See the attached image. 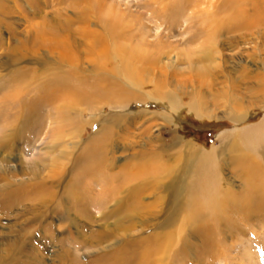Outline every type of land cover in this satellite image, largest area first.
<instances>
[{
    "label": "bare ground",
    "instance_id": "obj_1",
    "mask_svg": "<svg viewBox=\"0 0 264 264\" xmlns=\"http://www.w3.org/2000/svg\"><path fill=\"white\" fill-rule=\"evenodd\" d=\"M5 1L10 4L7 5ZM155 1L159 3V7L153 13V18L157 22L169 20L170 23L176 19L178 14H185L191 9L188 25L183 31L188 33L193 29L196 30L194 33L192 32L193 35L187 42L195 41L200 37L215 40L228 34L233 37V41L229 40L228 37L229 41L225 43L232 46L234 50V48H241V45L246 43L257 44L256 39L264 32L263 0H202L199 1L200 3H195L193 0H177L172 3V6L164 4L163 0ZM15 3V0H0V32L4 27L9 31L7 41L0 33L2 58L4 53L9 52L6 53L8 56L0 63L15 62L18 64L19 74L12 79V83L15 80V83L22 85L14 97L4 99L3 95L0 96V135H3V137L0 136V214L12 213L20 218L27 215V220L32 224L34 223L35 232L39 231L41 239L50 244L55 240L52 231L56 226L46 221L49 219L51 221L55 214H69L71 212L68 210V206L66 208L65 205L64 199L67 194L69 200L71 198V201H73L71 203L73 207L78 208L81 218L90 221L92 219L96 221L103 219L92 213H90L92 215L89 218L90 206H94L104 218L114 214L125 215L123 217L124 221L117 223L118 230L116 236L114 235V242L119 239L126 240L128 237L131 240L135 239L134 234L130 235L129 233L143 231L147 222L142 217H150V220H155L153 225L159 230L158 234H154L153 240L131 242V245L126 248L116 250L111 258L102 259L101 264H166L167 257L175 255V251L176 254H179L181 247L191 248L190 238L195 239L198 233L199 235L202 233L209 235V237H203L202 244H214L212 234L216 233V229H219L220 233H226L225 230H222V225L226 222V217L230 215L229 212L248 216L252 215L257 209L263 210L261 206L264 205V151L261 147L256 149L257 142L250 139V132L255 126L240 128L241 130L236 127L221 134L220 138L226 139V145L228 144L227 140L232 141L228 146L238 148L243 146L253 152V155L241 161V165L237 160L233 162L234 165L227 166V168H224L223 159L220 160L221 157L217 148L199 147L197 144L185 141L183 136H175L170 141L166 139L163 141L160 136L152 134V127L155 125L156 119L161 118L163 120L161 126L165 129L168 124L174 122L178 109L182 106H186L189 112L194 113L198 118L203 116L210 118L229 117L237 125H244L249 119L248 112H243L245 107L241 103V95L232 86L230 90L222 89V91L214 93L216 98L212 105L216 109L224 108L222 115L219 113L214 114V111L212 113L204 103V98L201 97L203 87L212 85L214 81L211 78L213 75L210 73V69L207 68L208 64L205 65L204 61L206 60L201 59L203 56H208L206 49L201 50V52L198 51L204 53L203 56L199 57L201 60L196 62L187 61L186 59L190 67L198 65V70H195V72L192 70L191 76L173 83V81L170 82L166 79L168 76H164L163 69L168 73V69L175 68L178 61L177 55H175L174 60L168 56L165 60H162L163 51L160 50H163L164 46L161 40L146 43L160 46L157 52L153 50L152 53L146 51L136 53L135 51H128L123 46H121L123 49H120L115 45L116 52L113 49L111 57L117 66L113 68V72L107 78L94 80L79 73V67L75 64L78 58L74 55H76L77 46H80L78 44L81 43L79 36L90 38L92 47L103 44L102 41L107 39V35L108 41L113 44L112 40L116 34L113 30L105 26L103 28L105 35L98 33L97 30L90 28L91 19L84 17L79 18L84 24L81 28H73L77 23L73 20L59 23L41 21L36 24L29 22L22 16H24V13L32 15L34 18L39 16L41 2L39 0H27L29 8L27 6H16ZM201 5L204 6L201 7ZM13 18L14 20H11ZM22 22L24 23L21 24ZM197 22L202 23L197 24ZM19 24L25 25V29L17 31ZM175 24L172 25L175 26ZM17 25L19 26L17 27ZM197 25L201 27H197ZM168 28L170 27L168 26ZM19 36L23 37L18 38ZM12 37L16 38L17 41L15 45L13 43L10 47L9 41ZM257 48L258 46H255L252 55L249 54L253 60L258 58L255 51ZM243 50L240 49V52L242 53ZM220 51L222 50L217 47L214 52L220 53ZM157 54L158 56H156ZM6 59H8V62L5 61ZM21 61L33 65H44L45 68L43 70H39L35 66L32 69L26 68V66L20 65ZM200 64L204 65L200 66ZM48 65L51 66L49 69L51 73H44ZM144 65H148L146 67L147 75L142 69ZM155 68L159 71L158 73ZM262 68L264 69V63ZM139 74H142L145 78L135 80V77ZM28 77H30V82H21L27 81ZM258 81L261 85H264V76H258ZM150 85L153 86L152 89H148ZM1 90L3 89H0L3 94ZM186 97L191 99L188 104L184 102ZM152 101L167 102L168 111L172 115L165 112H152L153 114L145 119V124L140 127L141 129L139 128L140 132L138 133L145 136L146 146L130 153L124 164L118 166L119 169L116 167L117 172L111 174L110 171L116 166L112 168L115 162L114 148L119 147H116V143L113 141H109L112 131L108 123H114L115 121L121 123L124 121L134 125V122H129V117H134L135 112L134 109H131V105L133 103L145 105ZM62 107L68 110L71 108L79 120H83L87 112L90 115L87 120H83L84 126L78 129L77 134H72L75 140L68 139L63 142L71 148H79L84 142L82 138L83 128L92 126L95 127L93 139L105 132L100 136L101 141L94 142L89 147L84 146L79 158L84 160L85 157H99L105 153L111 156L99 158L96 165L89 166L85 174L78 178L76 182L75 168L79 163H76V161V164L70 165L68 169L65 165L57 166L58 160L65 159L68 152L65 149V151L60 150L59 153L53 155L52 151H47V149H54L51 142L50 148H46L47 146L41 148L39 154H33L29 158L20 155L18 158L20 163L10 164L11 157L4 154V148L7 145L10 147V140L15 139L16 134L18 137L19 132L22 131H29L27 138L30 143L31 140L36 142L38 139L43 138L44 127H48L50 123L52 124L55 121L56 118L53 119V117L56 114L59 119L61 118L55 111ZM4 108H8L9 111L5 112ZM106 108L120 112L112 113L111 119L114 118L112 120L108 117L102 118L101 114ZM148 111L150 110L143 108L138 112H142L141 115L145 116ZM7 122L10 124L11 130L4 136V126ZM36 122H41V127H39V131H32L30 127ZM8 137L9 139H7ZM97 140H100V138H96L94 141ZM122 142H126V139H123ZM13 147H10V149L17 153L18 149L14 147L15 150H13ZM127 148L128 146H125V149ZM74 157L71 160L70 157L68 158L70 163ZM183 157H185V160L182 164L176 166V162L181 161ZM66 171H70L71 178L74 180L72 184L64 180ZM234 178H239L240 182L245 184L244 194L234 192L236 183ZM213 183H215L214 187H211ZM210 192H212V195H210ZM95 194L97 195L95 196ZM146 195H153L154 199L144 203ZM197 196L198 199H196ZM230 197H235V200ZM257 199H260L261 202L257 203ZM113 201L117 205L114 204L116 205L114 209L110 208L105 212L108 204ZM44 218L47 219L45 223L43 222ZM230 220L232 222V219ZM74 221L79 222L77 217H74L72 221V224L75 225ZM241 221L244 222V219L241 218ZM228 223L227 220L226 224L231 228ZM239 223H233L234 227L242 228V224L239 225ZM58 225H60V222L57 223L56 231L60 230ZM82 225L87 226L88 224L83 223ZM19 227H22V225ZM102 228L104 229L102 232H94L86 240L81 239L79 236L72 238L71 243L73 246L70 247H73V249L67 250H69V253L72 252L73 260L77 259L78 254L75 251H78L80 246L85 245L90 247L89 249L93 246L96 248V245L103 244L110 239L109 231L105 227ZM121 229L124 231L123 234ZM239 230L241 231V229ZM33 234H28L27 237V234L19 233L11 245L14 248L10 250L7 256L0 257V264H10L13 261L21 263V255L25 248L37 255L35 250L40 241H35ZM121 235L123 237H120ZM112 237L113 235L111 239ZM3 238L9 240L6 237ZM62 244V247L65 248L66 242L62 241ZM110 247L113 246H107L103 249ZM201 247L203 246L201 245ZM222 254L225 256L224 251ZM12 256L14 258H11ZM42 257V255L39 256L40 259Z\"/></svg>",
    "mask_w": 264,
    "mask_h": 264
},
{
    "label": "rangeland",
    "instance_id": "obj_2",
    "mask_svg": "<svg viewBox=\"0 0 264 264\" xmlns=\"http://www.w3.org/2000/svg\"><path fill=\"white\" fill-rule=\"evenodd\" d=\"M15 1H16L15 3L16 6L18 5L27 6V8H29V6L27 5V0H15ZM39 1L41 2L38 13L40 17L36 16L34 18L32 15L29 14L26 15L25 13L24 16L22 17L29 20V22L31 21L36 24L41 21L59 23L61 21L67 22L68 20H73V22H77L76 25L73 26V28L76 27L81 28L82 25L84 26L83 22L79 18L82 17L87 19L90 18L92 23L90 26L91 29L97 30L98 33H102L103 35H105L103 28L106 26L108 29L110 28V30H113V32L116 33L114 35L115 38L113 36L114 38L113 39L114 41L112 40L113 44L110 41H108V35H107V39L102 41L104 42L103 44H97L94 47L91 46L90 38H85L82 35L79 36V38H81L79 39L81 40V43L78 44L80 46H77L76 55H74L76 58H78L75 64L79 67L78 69L79 73H82L83 75L94 80L107 78V76L113 72L114 70L113 68L117 66V64L115 63V61L112 60L111 57V55L113 54L112 53L113 49L116 52V46L119 47L120 49L122 48L121 46H123V48L125 47V49H128V51H133V52L135 51L136 53H138L139 51H146L147 53H149L153 50L157 52L158 51L157 49L160 46L148 45L146 43H152L154 41L157 42V40H161V43L164 46L162 48L163 50L159 49L160 51H163L162 60H165L167 56L171 57L172 60H174L175 55H177V59H178V61L175 64V68H172L170 70L168 69V73H166L165 70L163 69L164 76L165 77L168 76V78H166L168 81L170 82L173 81V83H177V81L179 80L188 78L189 76H191L192 70L195 72V70H198L199 67L198 65L197 66L194 65V67L192 65L190 67L187 61L190 60L197 62L198 60L204 59L206 60L204 61L205 65L208 64L207 68L210 69V73L213 75L211 78L214 79V81L212 82L213 84L209 86L208 85L204 86L203 92L201 93V97L204 98V103L207 105V107H209L208 109H210L212 113L214 111V114L219 113L220 115H222L225 109L224 108L216 109V107L212 105L215 102L214 99L216 98L214 93L217 91H222V89L230 90L232 86V88L237 89L238 93L241 95V99H242L241 103L245 107L243 108V112H248L249 119H247L246 123L244 125H237L236 122H234L229 117L210 118L203 116L202 118H198L194 113L189 112L186 106H182L181 108L178 109L176 118L175 120L173 119L174 122L168 124L165 129L163 128V126H161V123L163 121L161 118L155 120L154 123L155 125H153L152 127V134L154 136H160V138L163 141L165 139L170 141V139L174 138L175 136H183L185 138V141H189L194 144H197V146L199 147H203L206 149L217 148V150L219 151L218 154L221 157L220 160L223 159L224 168H227V166L231 167L232 165H234L233 162L237 160L239 161L238 163L241 165L242 164L241 161H244L246 157L253 155V152L245 149V147L243 146H239L241 148L228 146V144L231 143L232 141L227 140L228 144L226 145V139L224 140L220 138L221 134L224 131L232 130L235 129L236 127L240 129L245 127L248 128L251 126H255L254 129L252 130L253 132L252 131L250 132V139L251 140L253 139L252 141L257 142L256 149L258 147H261L262 150L264 151V103H263L264 85H261V83L258 81V76L259 77L264 76V69L262 68L264 63V32H262L261 36L256 39L257 44L246 43L245 45H241V48L238 47V49L234 48L233 50L232 46L226 44L227 41L229 40L233 41V37L228 34H225L224 36H221V38L219 39L217 38L215 40L214 39L211 40L210 38L205 39L204 37H200L197 38L195 41L187 42L196 30L193 29L188 33L184 32L186 26L188 25V18H189V14L191 13V9H189L190 11H187L185 14L179 12L181 14L177 15L176 17L177 21H175L176 20L175 19L174 21L169 23V20H163V21L161 20V22L160 21L157 22L153 18L154 11L157 9V7H159V3H157L155 0H39ZM163 1L164 4L172 6V3L177 0H163ZM193 1L196 3L202 0H193ZM6 4L9 5L10 3L6 2ZM203 6L204 5H201V7ZM194 10H198V9H194ZM17 15H19V13H17ZM201 16L203 17V15ZM11 20H14V18ZM23 23L24 22H22L21 24ZM173 23H176L175 26L172 25ZM198 23L199 22H197V24ZM19 25H17V27ZM20 26L18 28L16 27L17 31H22L23 28L25 29V25L24 26L20 25ZM168 26L170 28H168ZM197 27H201V26L197 25ZM8 32L9 31L4 27L0 33H2L3 38L6 39L9 36ZM122 34L123 36H121ZM22 37L23 36H19L18 38H22ZM16 41H17L16 38L12 37L11 40L9 41L10 47H12L13 43L15 45ZM202 45L205 47L204 49ZM255 46H258V48L255 49L258 58L253 60L252 56L250 57L249 54L252 55ZM217 47H219L220 50H222L220 51V53L214 52ZM205 49L206 51H208V56H203L204 53H199L201 52V50H205ZM240 49H244L242 53L240 52ZM6 53H4V57L2 58V53L0 50V58H2L0 59V62H3V59L8 56ZM156 56H158V54ZM200 56L203 57L200 59L199 58ZM5 61L8 62V59H6ZM21 62L22 63H20V65L26 66V68L32 69V67L34 68V66L39 70H43L45 68L44 65L40 66L36 64L33 65L32 63L28 64L26 63V61H21ZM8 63L9 64L0 63V89L1 88L3 89L1 90L3 94L0 92L1 94L0 96L3 95L4 99L14 97L17 90L22 87V85L15 83L16 82L15 80L14 83H12L13 82L12 79L17 77L19 74L18 64H16L15 62L14 63L8 62ZM202 65L204 64H200V66ZM260 66L261 68H259ZM146 67H148V65L146 66L144 65L142 68L145 72H146ZM50 68L51 66L48 65L44 73H51V71H49ZM155 71L157 73L159 72L156 68ZM145 75H147V72ZM232 77L234 79H231ZM143 78L145 77L142 76V74H139L135 77V80H142ZM21 82L22 83L30 82V77L27 78V81H21ZM152 88H153L152 85L148 87V89H152ZM190 101L191 99L189 97H186L184 99V102L186 104L190 103ZM66 105L65 107H67ZM131 106H132L131 109L135 110L134 112L135 118L129 117L130 119L129 122H134L135 123L134 125H130V123H126L124 121L121 123L115 121L114 122L115 124L112 122L108 123L112 131L111 139L109 141L111 142L113 141L114 143H116V147H119V148H114L115 162L112 165V168L115 165L116 166L114 169L110 171L111 174L117 172V170L119 169L118 166L124 164L125 159L130 155V153L142 148L143 146H146L145 136L142 134L140 135L138 133L140 132L139 128L144 126L145 119L147 117H150V115H152L153 113H161V112H165L167 114L172 115V113L168 111L169 109L168 103L165 101L164 102L152 101L145 105L133 103ZM143 108H147L148 110H150L148 111V114L145 116L141 115L142 112L141 113L138 112ZM4 111L7 112L9 111V109L4 108ZM103 111L104 112H102L101 117L102 118L108 117V119L109 118L111 119L112 113L120 112L116 110L113 111L110 108H106V110ZM55 112H57L61 116V118L59 119L56 114L53 117V119L56 118L55 121L52 124L50 123L48 127H44L43 138H41L42 140L38 139V141L36 142L34 140H31L30 143L29 139L27 138V136L29 135V131L19 132L18 137L16 134L15 139L10 140L12 142V143L10 142V147L14 146L15 148H17L18 149L17 153H14V151H12V149H10V147L7 145V147L4 148V154L11 157L10 164L13 165L18 164L20 163V160H18L20 155L21 157L29 158L33 154H39L41 148L46 146H47L46 148L48 147L50 148L51 146L50 142H51L53 143L54 149L53 148L47 149V151H52L53 155L59 153L60 150L65 151L66 149V151L68 152V154L65 155L66 156L65 159L58 160L57 166L65 165V167L68 169L70 168V165H75L76 163H79V165H77L75 168V182H76L78 181V178H80L83 174H85L89 166L96 165V161H98L99 158H104L105 156L106 157L111 156L105 153L99 157H88V158L85 157L84 160L79 158L80 157L79 155L81 154L82 149H84V146L89 147L92 145V143L94 142L97 143L101 141L100 136L103 135L105 131L103 132V134L101 133L93 139L92 137H93V133L95 132V127L87 126L86 128H83L84 133L82 138L84 142H82L79 148H73V147L71 148L67 143H64L65 142L64 140H68V139L75 140L73 135H76L78 129L84 126L83 120L84 121L87 120L90 115L87 112L84 115L83 120L82 119L79 120L76 117V115L73 113V110L71 108L68 110L62 107ZM40 123L41 122L38 123L36 122V124H33V126L30 127V129L32 131H39V127H41ZM4 129H5L4 130V136H5L11 130L10 124L8 122L5 124ZM0 136L3 137V135ZM47 136L50 137L48 138ZM96 138H100V140L94 141ZM7 139H9V137ZM123 139H126V142L123 143L122 142ZM125 146H128V148L125 149ZM14 147L13 150H15ZM74 155L76 156L74 157ZM69 157L70 160L74 157L71 163L68 160ZM216 159H218V157H216ZM184 160L185 157H183L181 161L176 162V166L181 165ZM191 161H193V159H191ZM70 171H66L64 180L72 184V181L74 180L73 178H71ZM234 179L236 181V183L234 182L235 183L234 192H236V194H239L240 192L244 194L245 184L243 182L241 183L239 178H234ZM212 181L214 182L213 179ZM214 184L215 183H213L211 187H214L213 186ZM96 195L97 194H95V196ZM210 195H212V192H210ZM230 198L235 200L234 199L235 197H230ZM153 199H154L153 195H148V196L146 195V199H144L143 202L148 203ZM196 199H198V196ZM64 200L66 202L65 203L66 208L68 206V210L71 211L70 212L71 215L70 213L69 214L58 213L53 215L51 221H49L50 219L46 221L47 220L46 218H44L43 221L44 223L45 221L51 222L56 227H57V223L60 222V225H58V228L60 230L56 231V227H54L52 231L55 240L51 244L41 239V233L39 234V231L35 232V227L33 226L34 223L32 224L30 223L29 220H27L28 219L27 215L25 217L22 216L21 219L20 217L12 213L6 215H3L1 213L0 214V257L7 256L10 250L14 248V246L11 245L14 242V238L19 233L25 235L27 234L28 237V234L31 235L35 232L33 234V239L35 241L41 242L38 243L39 245H37V249L35 250V254L37 255H34L29 251V249L25 248V251L21 255L22 256L20 260L21 263H17L13 261L14 263L11 262L10 264H91V263L101 264L102 259L111 258L116 250H119L124 247L126 248L127 246L131 245V242H136L137 240L151 241L155 237L154 234H158L159 232V230L156 229V227L153 225L155 220H150V217L145 218L144 216L142 218L146 219L147 222L145 224V229L143 231H137V232L132 231V233H129L130 235L134 234L133 236H135V239L131 240L128 237L126 240L119 239L117 242H114L117 233L116 231L118 230L117 225L124 221L123 217L125 215L122 214L115 215L113 213L115 216L113 215L104 218L102 214L98 213L97 209L94 206H90L89 207L90 211L88 213L89 216L92 214L94 215L96 214L98 217L103 218L98 221L94 219L90 221L89 219L83 217L81 218V215H79L78 212V208L73 207V205L71 204L73 201H71V198L69 200L68 194L66 195V198ZM205 201L207 202V200ZM259 202H261V200L257 199V203ZM114 204L117 205V203H115L114 201L109 203L108 208L105 209V212H107L110 208L114 209V207L116 206ZM261 207H263V210L257 209L254 213H252V215L247 216L246 214H244L242 215L243 217L240 214L237 215V213L235 212H229L230 215L226 217L227 218L226 222L228 220L229 222L228 224L231 226V228H229L225 222L224 225H222V230H225L226 233L223 232L220 233V230L216 229L215 230L216 233L214 235L212 234V237L214 238V244L211 245H209L208 243L206 245L202 244L203 237H209V235L202 233L203 236H201L202 234L199 235L198 233L197 237L195 236V239L190 238L191 248H188L187 246L181 247L179 254H176L175 251V255H171L167 257L166 264H264V212H263L264 205ZM74 217H77L78 221L80 222L79 223L77 221L76 222L74 221L76 226L72 224ZM246 217L249 218L246 219ZM89 218H91V216ZM241 218L244 219V222L241 221ZM230 219H232V222ZM235 222H240L239 225L242 224L241 226L242 228L234 227L235 225L233 223ZM83 223H87L88 225L87 226L82 225ZM18 225L19 226L22 225V227H19ZM102 227H105L106 230L109 231L111 236L113 235L112 239L111 236H109L110 239H108V241L104 242L103 244L96 245V248L95 246L91 247V249H89L90 247H86L85 245L80 246L79 250L75 251L78 254L77 259L73 260L74 256L71 255L72 252L69 253V250H67V249H71V250L73 249V247H70L71 245L73 246V244L71 243L72 238L79 236L81 239L86 240L87 238H90V236L94 232L96 233L100 231L102 232L104 230ZM239 229H241V231ZM121 231L123 230L121 229ZM123 233L124 231L122 232V234ZM3 237H6L9 240H4ZM120 237H123V235H121ZM57 239H59L58 242H56ZM62 241L66 242L65 248L62 247L63 245ZM111 245L113 247L103 249L104 247ZM201 245L203 247H201ZM223 251L225 252V256L222 254ZM40 255L43 256L42 259L39 258ZM32 257L34 258L33 260ZM11 258L14 257L12 256Z\"/></svg>",
    "mask_w": 264,
    "mask_h": 264
}]
</instances>
